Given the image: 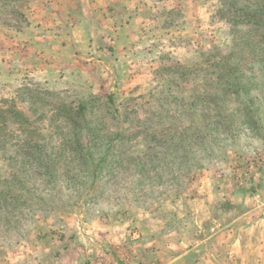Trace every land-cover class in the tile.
<instances>
[{
  "label": "rangeland",
  "instance_id": "374dc122",
  "mask_svg": "<svg viewBox=\"0 0 264 264\" xmlns=\"http://www.w3.org/2000/svg\"><path fill=\"white\" fill-rule=\"evenodd\" d=\"M0 264H264V0H0Z\"/></svg>",
  "mask_w": 264,
  "mask_h": 264
},
{
  "label": "trees",
  "instance_id": "16d2710c",
  "mask_svg": "<svg viewBox=\"0 0 264 264\" xmlns=\"http://www.w3.org/2000/svg\"><path fill=\"white\" fill-rule=\"evenodd\" d=\"M258 12H260V11H258ZM258 12H256L252 17H251V19L258 13ZM246 20V19H245ZM247 21V20H246ZM245 21V22H246ZM247 22H249V21H247ZM81 110L83 109V107H82V105H80V107H79Z\"/></svg>",
  "mask_w": 264,
  "mask_h": 264
}]
</instances>
